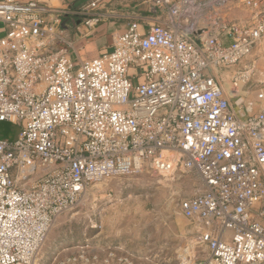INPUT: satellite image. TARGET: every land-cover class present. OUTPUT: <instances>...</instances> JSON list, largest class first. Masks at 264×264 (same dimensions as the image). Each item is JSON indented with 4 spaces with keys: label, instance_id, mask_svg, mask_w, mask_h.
I'll use <instances>...</instances> for the list:
<instances>
[{
    "label": "built area",
    "instance_id": "obj_1",
    "mask_svg": "<svg viewBox=\"0 0 264 264\" xmlns=\"http://www.w3.org/2000/svg\"><path fill=\"white\" fill-rule=\"evenodd\" d=\"M106 1L76 12L87 29ZM240 2L245 23L229 18V0H149L163 18L134 21L76 65L59 48L70 45L62 11L0 0V122L21 127L0 139V264H37L91 185L178 166L203 186L179 205L207 248L201 264H264V75L244 64L264 51V5ZM96 261L82 252L55 264Z\"/></svg>",
    "mask_w": 264,
    "mask_h": 264
},
{
    "label": "rangeland",
    "instance_id": "obj_2",
    "mask_svg": "<svg viewBox=\"0 0 264 264\" xmlns=\"http://www.w3.org/2000/svg\"><path fill=\"white\" fill-rule=\"evenodd\" d=\"M5 31L0 25V38ZM224 79L229 82V74ZM20 132L19 125L0 122V139L14 141ZM202 188L198 175L180 166L169 173L146 169L93 184L74 210L59 217L37 264H55L82 252L97 255V264H201L207 248L179 205Z\"/></svg>",
    "mask_w": 264,
    "mask_h": 264
},
{
    "label": "crops",
    "instance_id": "obj_3",
    "mask_svg": "<svg viewBox=\"0 0 264 264\" xmlns=\"http://www.w3.org/2000/svg\"><path fill=\"white\" fill-rule=\"evenodd\" d=\"M22 2L35 1L48 7L52 11H62V26L65 30L67 41L70 45L60 44L59 48L67 52L70 60L79 65L83 61L95 59L111 50L113 38L117 34L127 31L134 21H146L153 24L157 18L163 16L151 14L148 10L149 0H107L100 11L101 20L89 30L82 23L76 12L88 3V0H21ZM241 0H229L228 16L231 20L245 23L250 20V12L242 6ZM264 5V0H263ZM54 15L46 16L47 21H52ZM145 19V20H144ZM2 25V24H0ZM4 30V27H2ZM225 44H230L226 39ZM244 62H256L257 78L264 75V51L260 45L255 48L253 55ZM243 65V64H242ZM254 96L250 95L244 100L245 104L253 102ZM244 109V107L242 106ZM13 124V123H12ZM6 140V139H1ZM12 141V140H7Z\"/></svg>",
    "mask_w": 264,
    "mask_h": 264
},
{
    "label": "water",
    "instance_id": "obj_4",
    "mask_svg": "<svg viewBox=\"0 0 264 264\" xmlns=\"http://www.w3.org/2000/svg\"><path fill=\"white\" fill-rule=\"evenodd\" d=\"M80 23H81V21H80ZM83 25V24H82ZM201 33V30H198V31H196L195 32V35H198V34H200ZM56 50H58V48H56Z\"/></svg>",
    "mask_w": 264,
    "mask_h": 264
},
{
    "label": "bare ground",
    "instance_id": "obj_5",
    "mask_svg": "<svg viewBox=\"0 0 264 264\" xmlns=\"http://www.w3.org/2000/svg\"><path fill=\"white\" fill-rule=\"evenodd\" d=\"M228 86V88L230 89V86L229 85H227Z\"/></svg>",
    "mask_w": 264,
    "mask_h": 264
}]
</instances>
